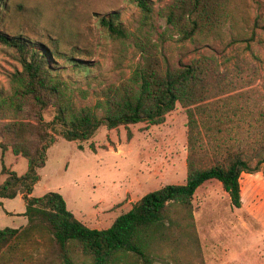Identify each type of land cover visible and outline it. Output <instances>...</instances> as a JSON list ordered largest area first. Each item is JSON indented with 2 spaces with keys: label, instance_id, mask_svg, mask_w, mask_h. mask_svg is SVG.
<instances>
[{
  "label": "trees",
  "instance_id": "16d2710c",
  "mask_svg": "<svg viewBox=\"0 0 264 264\" xmlns=\"http://www.w3.org/2000/svg\"><path fill=\"white\" fill-rule=\"evenodd\" d=\"M131 1L142 14V26H147V31L136 38L141 60L130 75L100 89L98 105L105 108L102 116L90 108L77 113L70 110L72 89L54 66L57 59H63L73 67L87 69L82 57L61 53L55 40L35 43L22 35L0 31V44L21 66L10 74L11 93L0 94V148L2 156L10 148L27 160L22 175L10 171L2 160L1 173L7 177L0 184V198L20 193L27 223L0 229V264H10L9 253L19 245L30 241L38 246L41 238L47 240L53 256L47 264L55 260L59 264H204L191 204L196 189L208 180H217L231 205L239 208L241 174L264 173V131L255 134V147L247 157L234 151L228 142L223 159L199 165L205 144L213 141L220 148L226 137L231 139L229 125L232 116L241 112L238 98L246 91L238 89L230 71H222L214 57H197L174 71H163L156 44L148 36L153 27L154 3ZM243 4V0H174L157 14L179 41L197 39L206 43L220 37L225 28L243 38L242 28L247 22ZM3 7L5 3L0 0V9ZM98 21L112 38H127L128 29L119 12L100 15ZM82 55L86 54H77ZM121 65L122 58L115 59V67ZM177 103L187 117L184 183L165 184L147 192L102 229L90 228L77 219L58 192L31 195L38 180L37 170L45 165L46 151L56 135L82 142L102 125L112 129L139 122L160 124ZM49 109L53 116L46 121L44 113ZM260 117L264 126L262 112ZM251 119L248 127L254 129L257 119ZM78 147L82 149L81 144ZM90 148L94 150L93 145Z\"/></svg>",
  "mask_w": 264,
  "mask_h": 264
},
{
  "label": "rangeland",
  "instance_id": "374dc122",
  "mask_svg": "<svg viewBox=\"0 0 264 264\" xmlns=\"http://www.w3.org/2000/svg\"><path fill=\"white\" fill-rule=\"evenodd\" d=\"M2 1L5 7L0 9V31L22 35L35 43L55 40L61 53L85 60L87 69L73 67L63 59H57L54 66L72 89L70 110L77 113L90 108L102 116L105 108L98 105L100 89L130 75L141 60L136 38L141 31H147V26L141 24L142 14L137 5L131 0ZM152 1L153 27L149 28L148 36L156 44L163 71H174L197 57H214L222 71H230L238 89L246 91L238 98L241 112L232 116L229 125L231 139L226 137L220 148L213 141L205 144L199 165L223 159L228 142L234 151L247 157L255 147L252 142L255 134L264 131L260 129L264 127L260 117V112L264 114V0H243L247 19L242 28L243 38L225 28L220 37L206 43L197 39L179 41L157 14L158 9L174 0ZM110 12H119L127 26L124 41L112 38L99 24V16ZM14 57L0 44L2 96L11 93L10 74L21 69ZM120 57L122 65L117 68L115 59ZM52 116L51 109L45 111L46 121ZM251 117L257 119L254 129L248 127ZM186 121V114L177 103L160 124L139 122L112 129L102 125L82 142L56 135L46 151L45 165L37 170L38 180L31 195L58 192L77 219L90 228H106L147 192L186 181ZM2 160L18 175L27 170L24 157L15 155L10 148L2 156L0 148V184L7 177L1 173ZM239 182V208L231 205L227 192L214 179L200 185L191 199L204 264H264V173H242ZM0 202V229L27 223L22 215L25 201L20 193L0 198ZM41 239L38 246L29 241L10 252V264L51 261L49 243ZM54 264L59 263L55 260Z\"/></svg>",
  "mask_w": 264,
  "mask_h": 264
}]
</instances>
